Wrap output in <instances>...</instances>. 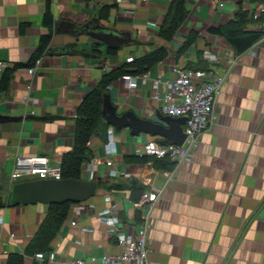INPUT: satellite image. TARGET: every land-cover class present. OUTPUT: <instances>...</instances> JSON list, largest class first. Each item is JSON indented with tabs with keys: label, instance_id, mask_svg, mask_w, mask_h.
<instances>
[{
	"label": "crops",
	"instance_id": "1",
	"mask_svg": "<svg viewBox=\"0 0 264 264\" xmlns=\"http://www.w3.org/2000/svg\"><path fill=\"white\" fill-rule=\"evenodd\" d=\"M218 1L225 6H218ZM171 2L0 0V59L8 63L0 74V83L6 72L10 75L8 89L0 93V112L16 116L32 113L61 116L49 121L0 122V189L4 193L11 189L10 174L19 155L43 154L50 158L52 167L61 168L64 153L74 145V117L79 105L108 70L117 68L119 61L125 62L124 58L127 61L128 54L143 55L166 46L170 58L150 75L168 77L171 61L184 68L195 67L209 51L218 61H205L224 82L217 98L218 117L203 132L194 159L167 172L151 161L124 159L140 157L136 154L143 145L140 141L152 137L145 133L133 135L126 128L117 131L112 167L147 175L150 182L164 189L157 206L150 210V264H264V24L249 27V30H261L263 36L249 50L236 53L224 37L208 32V28L233 19L239 0H190L186 22L178 35L167 41L159 36V28ZM104 3L117 5L108 19H101L103 24L132 31L145 43L126 46L117 55H108V47L88 35L77 39L70 34L55 33L51 47L77 43L78 50L92 53L94 45L100 43L104 54L101 58L44 54L40 68L34 74L29 73L40 39L47 32L44 19L50 6L55 19L82 24L94 18ZM249 3L245 1L243 8ZM191 30L200 31V39L179 56L172 57ZM234 54L237 62L229 66L228 58ZM111 87V98L120 113L133 110L144 118L160 121L161 111L151 97L150 81L131 89L120 78ZM26 96L35 103L24 102ZM107 142L95 135L90 140L94 160L99 162L96 164L99 169L93 170L91 176H102V181L107 182L116 178L123 184L135 180L106 177L110 170L105 157ZM107 148L115 150L112 145ZM106 193L123 200L122 218L127 225L138 222L135 201L127 194L99 193L81 204L83 209L76 211L78 206H71L68 219L52 243L58 252L56 261L27 256L26 264H68L75 258L92 261L107 253H117L120 248L116 239L97 215L108 204ZM47 209L45 204L0 208V264H7L10 253H24ZM73 220L80 225L72 226Z\"/></svg>",
	"mask_w": 264,
	"mask_h": 264
},
{
	"label": "built area",
	"instance_id": "2",
	"mask_svg": "<svg viewBox=\"0 0 264 264\" xmlns=\"http://www.w3.org/2000/svg\"><path fill=\"white\" fill-rule=\"evenodd\" d=\"M218 6L224 7L225 4L218 1ZM244 9L249 11L250 15L259 18L264 12V2H250L249 6ZM43 56L37 57L33 65L28 68L30 74H34L40 68L43 63ZM138 56L140 55L132 53L127 61L131 62ZM204 57L209 62L218 61V58L209 51L205 52ZM227 62L229 66H233L237 62V56L235 54L230 55ZM170 65L171 74L168 77H162L161 75L152 77L150 71L141 76L125 75L122 78L128 82L131 89H135L139 83L146 85L150 81L151 97L157 108L166 115L187 118L185 127L187 139L183 145H163L159 142V138L152 136L147 141L144 140L145 142L140 141L143 142V145L136 151V154L140 157L170 159L176 163L177 169L194 159L203 132L216 121L218 117L217 98L222 90L224 80L212 70L203 71L184 68L173 61ZM7 67V61L0 59V74L5 72ZM110 88L112 87L110 86L109 90ZM23 99L27 104L35 103L29 96ZM116 134L117 129L110 126L108 129V142L105 146V157L110 170L107 172L106 177L110 179L119 176L122 180L134 178L145 186L146 190L140 199L134 202L136 211L141 212V221L131 226L127 225L122 218L123 200L120 201L115 198L112 193H106L105 200L108 204L98 211L97 215L101 222L108 226L109 232L116 239L120 248L119 251L115 254L107 253L99 258H93L92 261L87 258H75L68 264H93L94 262L95 264H150L151 247L148 235L150 210L157 206L164 189L150 182L147 175L144 176L138 172L133 173L127 170H116L112 167L114 155L117 152ZM111 145L114 146L115 150L107 148ZM96 164H99V162L96 163L93 159L84 165L82 169L84 179L102 181V176L98 178L91 176L93 170L99 169ZM166 172L165 174H167ZM50 178L62 179V173L60 167L55 168L50 165L48 156L43 154L19 155L14 160L13 170L10 174V186L12 188L18 182ZM168 181L167 179L166 183ZM103 182L107 181L103 180ZM84 202L76 204L78 206L76 211L83 209L80 205ZM92 206L95 207V205ZM71 224L72 226L80 225L76 220H73ZM35 257L42 261L54 262L58 259V252L53 249L38 253Z\"/></svg>",
	"mask_w": 264,
	"mask_h": 264
},
{
	"label": "trees",
	"instance_id": "3",
	"mask_svg": "<svg viewBox=\"0 0 264 264\" xmlns=\"http://www.w3.org/2000/svg\"><path fill=\"white\" fill-rule=\"evenodd\" d=\"M51 0H49L50 3ZM245 1L264 2V0H239L235 16L229 22L211 26L208 32L224 37L234 48L236 53H243L249 50L263 36L261 30H249L251 25L264 24V12L259 18L250 15L249 11L243 8ZM190 0H172L166 18L159 28V36L167 41H172L177 35L180 28L186 22L189 16L188 3ZM116 3H104L100 6L102 18L108 19L111 11L116 7ZM47 32L41 37L36 51V58L46 54L52 49L50 46L54 35L55 16L51 9L48 8L44 19ZM200 32L191 30L187 35L183 45L179 48L177 55L186 51L190 46L200 39ZM118 49L108 48V55H117ZM95 56L101 58L104 54L103 45L97 43L94 45L92 52ZM170 56L166 46H159L150 52L136 57L131 62H124L116 69L107 71L98 82L95 89L90 91L78 107L75 119V140L72 148L64 153L61 165L62 178L84 179L82 169L84 165L94 159V152L90 146L91 138L99 136L104 141H108V129L111 125L107 123L103 115L104 97L109 92V87L118 79L125 75L141 76L154 70L160 63L164 62ZM35 58V59H36ZM34 59V60H35ZM204 59V58H203ZM195 67H188L194 70L211 71V64L205 59ZM10 82L9 72L5 74L3 81L0 83V93L8 89ZM129 161L149 162L163 170H174L176 163L170 159H158L151 157H129L124 158ZM100 193L119 192L127 194L134 201H138L146 190L145 186L138 180H132L128 184L119 182L116 178H111L108 182L99 181ZM11 189L4 193L0 189V208L10 207ZM73 203L52 204L47 206V213L42 220L38 232L27 246L24 253H10L7 257V264H26L27 256H36L38 253L53 250L52 243L58 235L62 225L68 219L71 206ZM137 221H141V212L136 211Z\"/></svg>",
	"mask_w": 264,
	"mask_h": 264
},
{
	"label": "water",
	"instance_id": "4",
	"mask_svg": "<svg viewBox=\"0 0 264 264\" xmlns=\"http://www.w3.org/2000/svg\"><path fill=\"white\" fill-rule=\"evenodd\" d=\"M102 12L99 8L94 18L80 24L71 20L55 19L54 34L66 33L77 39L82 35H88L108 48L121 49L133 44H144L137 38L132 31L119 30L102 23ZM153 44V43H151ZM77 43H70L61 47H52L46 55L81 54L86 57H94L93 53L78 50ZM103 115L107 123L114 126L117 130L129 128L133 135L142 133L160 137L159 142L163 145L176 144L183 145L187 139L184 124L186 117H173L159 112L160 121L144 118L133 110L124 113L118 111L110 93L104 97ZM61 116H39L34 113L26 116H16L0 112V122L9 123L22 121L25 119H37L43 121L53 120ZM100 193V183L94 179H36L18 182L13 185L10 192V205H29V204H78L95 197Z\"/></svg>",
	"mask_w": 264,
	"mask_h": 264
},
{
	"label": "rangeland",
	"instance_id": "5",
	"mask_svg": "<svg viewBox=\"0 0 264 264\" xmlns=\"http://www.w3.org/2000/svg\"><path fill=\"white\" fill-rule=\"evenodd\" d=\"M137 52H140V51H137ZM128 55H129V54H128ZM128 55H127V58H128L129 56H131V55H129V56H128ZM173 56H175V57H176V56H177V54L175 53L174 55H172V57H173ZM124 60H125V62H126V59H125V58H124ZM124 60H123V61H124ZM121 62H122V61H119L117 66H120L121 64H123V63H124V62H123V63H121ZM115 69H116V68H115ZM112 70H113V69H112ZM117 131H119V130H117Z\"/></svg>",
	"mask_w": 264,
	"mask_h": 264
}]
</instances>
